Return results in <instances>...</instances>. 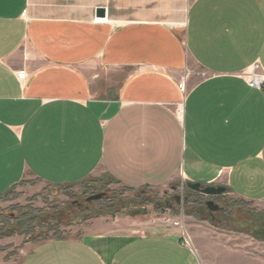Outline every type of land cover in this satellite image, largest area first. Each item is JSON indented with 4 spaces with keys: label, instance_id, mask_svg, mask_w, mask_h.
I'll return each instance as SVG.
<instances>
[{
    "label": "crops",
    "instance_id": "0c3cea01",
    "mask_svg": "<svg viewBox=\"0 0 264 264\" xmlns=\"http://www.w3.org/2000/svg\"><path fill=\"white\" fill-rule=\"evenodd\" d=\"M257 63L264 0H0V196L106 174L263 204L264 83L245 77ZM185 227L134 236L96 220L0 264H264L251 238Z\"/></svg>",
    "mask_w": 264,
    "mask_h": 264
},
{
    "label": "rangeland",
    "instance_id": "374dc122",
    "mask_svg": "<svg viewBox=\"0 0 264 264\" xmlns=\"http://www.w3.org/2000/svg\"><path fill=\"white\" fill-rule=\"evenodd\" d=\"M97 195L103 197L89 202ZM210 200L220 206L213 216L206 206ZM138 209H143L142 213L132 217L140 212ZM96 220L129 230L134 236L174 229L188 235L185 224L208 225L234 237L251 238L259 246L262 244L264 252V236L252 233L253 230L264 233V203H247L228 190L220 196L206 197L188 189L181 180L161 188L129 191L101 174L72 186L32 180L0 196V253H18L21 247L15 245L32 242L39 236H68ZM58 222L56 230L49 227ZM6 224L9 226L4 229ZM11 231L17 234L3 236Z\"/></svg>",
    "mask_w": 264,
    "mask_h": 264
},
{
    "label": "water",
    "instance_id": "95a60500",
    "mask_svg": "<svg viewBox=\"0 0 264 264\" xmlns=\"http://www.w3.org/2000/svg\"><path fill=\"white\" fill-rule=\"evenodd\" d=\"M98 15L100 17H105V10L104 9H100L98 11ZM187 188L190 189L193 192H197L199 194H202L206 197H215V196H220L222 194H224L226 192V188L224 187H215V186H203L199 183H188L187 184ZM103 197V195H97V196H93L89 199V202L92 201H97L100 200ZM179 200V199H178ZM206 206L209 209V211L211 212V215L213 216L215 213L220 211V206L217 205L214 201L210 200L206 202ZM140 212L136 213L135 215H132V217L141 214V210L143 209H138ZM143 214H146V210H144ZM131 215V214H130Z\"/></svg>",
    "mask_w": 264,
    "mask_h": 264
},
{
    "label": "built area",
    "instance_id": "2783aa9c",
    "mask_svg": "<svg viewBox=\"0 0 264 264\" xmlns=\"http://www.w3.org/2000/svg\"><path fill=\"white\" fill-rule=\"evenodd\" d=\"M18 76L24 78L26 73L24 71L19 72ZM245 77L248 79V82L253 88H261L264 83V71L259 63L254 65L247 73ZM178 226V224H177Z\"/></svg>",
    "mask_w": 264,
    "mask_h": 264
},
{
    "label": "trees",
    "instance_id": "16d2710c",
    "mask_svg": "<svg viewBox=\"0 0 264 264\" xmlns=\"http://www.w3.org/2000/svg\"><path fill=\"white\" fill-rule=\"evenodd\" d=\"M115 181V180H114ZM115 182H117V181H115ZM118 183V182H117ZM119 185H120V183H118ZM126 188V187H125ZM145 189H147V188H145ZM126 190H129V191H135L136 189H131V188H126ZM60 225V223L58 222V223H56V224H53V225H51V226H49V227H51V229H54V230H56V228L58 227ZM6 227H4V229H6L9 225L8 224H6L5 225ZM264 227V226H263ZM3 228H2V231L4 230ZM252 233L253 234H256L257 235V233H259L261 236H264L263 234L264 233H260V232H258V230H256V231H252ZM15 234H17L16 232H14V231H11V233H9L8 235L6 234V235H3V236H14ZM57 237H60V236H57ZM3 238V237H2ZM50 238H52V237H49V236H46V237H38V238H34V241H32L33 243H39V242H42V241H46V240H48V239H50ZM53 238H56V237H53ZM1 250V249H0Z\"/></svg>",
    "mask_w": 264,
    "mask_h": 264
}]
</instances>
